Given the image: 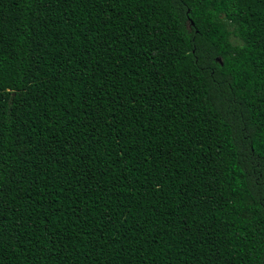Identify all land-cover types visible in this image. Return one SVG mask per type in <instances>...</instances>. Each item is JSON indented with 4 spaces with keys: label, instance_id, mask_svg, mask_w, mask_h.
Returning <instances> with one entry per match:
<instances>
[{
    "label": "trees",
    "instance_id": "obj_1",
    "mask_svg": "<svg viewBox=\"0 0 264 264\" xmlns=\"http://www.w3.org/2000/svg\"><path fill=\"white\" fill-rule=\"evenodd\" d=\"M0 264H264V0H0Z\"/></svg>",
    "mask_w": 264,
    "mask_h": 264
}]
</instances>
